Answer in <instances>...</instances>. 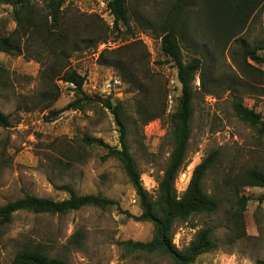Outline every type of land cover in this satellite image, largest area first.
Returning <instances> with one entry per match:
<instances>
[{
  "label": "rangeland",
  "instance_id": "1",
  "mask_svg": "<svg viewBox=\"0 0 264 264\" xmlns=\"http://www.w3.org/2000/svg\"><path fill=\"white\" fill-rule=\"evenodd\" d=\"M175 1L127 0L131 27L120 24L117 28L106 0H69V14H84L77 24L68 23L73 28L72 36L77 35V40L91 38L92 43L100 36L104 39L98 48L86 45L84 50L70 51L63 59V66L85 76L84 89L91 100L83 109L64 110L52 120L51 110H63L77 98L74 85L60 79L61 74L56 80L58 100L49 109H41L45 104L40 99L42 92L49 90L43 71L55 61L54 57L37 45L26 55L0 51V108L11 117L10 126H0V205L26 193L62 200L68 194L57 186L70 184L80 194H102L120 201L122 209L141 214L138 196L120 160L105 158L104 149L85 144L83 138L98 137L120 146L115 116L104 101L120 104L143 184L156 195L174 147L168 114L175 112L182 86L177 67L160 50L155 28ZM192 1L197 11L199 0ZM33 2L43 10V0ZM13 14L14 6L0 1V36L16 28ZM190 31L182 44L184 59L198 56L203 66L194 82L192 136L181 172L185 174L177 180L176 188L182 195L194 168L217 151L218 161L206 175L205 188L219 199L220 210L178 222L173 243L184 249L201 228L211 226L217 245L193 264H256L264 259V186H243L240 176L248 169L264 170V132L236 114L234 100L243 99L264 118V81L240 67L242 48L264 43V4L246 30L228 45L201 17L191 20ZM137 40L147 47L151 70L145 82L152 102L144 104L123 71L100 62L103 49ZM144 53L141 45L129 53L134 61L132 70L139 78L147 73ZM260 53L264 55V50ZM248 62L264 70V64L257 65L251 59ZM164 89L169 93L167 114L146 123L162 100ZM242 196L248 198L243 208L245 234L236 238L230 224ZM153 236V223L130 218L116 207L89 206L67 214L24 210L17 212L9 225L0 226V264H13L24 247L36 243L71 264H173L159 251H139L122 243L147 242Z\"/></svg>",
  "mask_w": 264,
  "mask_h": 264
},
{
  "label": "trees",
  "instance_id": "2",
  "mask_svg": "<svg viewBox=\"0 0 264 264\" xmlns=\"http://www.w3.org/2000/svg\"><path fill=\"white\" fill-rule=\"evenodd\" d=\"M14 6V17L17 21L16 28L6 36H0V51L10 55H26L35 45L47 51L54 62L43 71V79L49 90L42 92L41 101L45 104L42 110L49 109L60 96V90L56 80L60 79L74 85L77 98L60 111L51 110V120L64 110L83 109L87 101L91 100L85 92V76L77 70H70L61 63L69 56L70 51L84 50L86 47L98 48L103 41L100 36L91 42V38L76 39L72 36V30L68 23H78L83 13H68L67 3L69 0H43L44 7L40 11L34 0H0ZM108 9L114 16V25L120 24L130 28V13L127 0H106ZM200 8L194 11L192 0H176L166 8L155 32L160 39V50L162 54L172 61L178 69V79L181 83V94L177 98L175 112L168 114L171 133L174 140L173 151L164 174L158 182L156 195L152 194L144 186L142 181V170L131 151L128 141L129 126L125 120L124 112L120 104H113L109 100L104 105L111 109L120 133V146H112L102 138L86 136L83 142L93 147H99L106 151L105 158L119 159L124 171L129 178L139 199L142 212L140 215L132 214L129 210L121 207L120 201L104 196L102 194L88 193L80 194L70 184L57 186L68 196L62 200L42 197L26 193L23 197L0 205V226L9 225L14 215L19 211H31L34 213L67 214L80 210L84 207L94 206L102 209L118 208L128 217L137 221H148L154 225V236L152 240L124 241L130 248L145 252H161L169 256L173 264H193L197 258L211 251L217 245L214 228L211 226L201 228L190 245L179 249L173 243L174 227L180 221H187L196 214H213L220 210V201L205 188V178L210 170L216 166L219 154L213 151L207 158L199 163L193 170L190 182L182 195L178 194L176 183L185 165L190 140L192 136V120L195 113L194 82L198 71L203 66L202 58L195 56L191 60L184 59L182 44L187 42L190 34V25L193 18L201 17L209 28L218 35L224 45H228L243 33L252 18L264 4V0H199ZM151 29H153L151 27ZM76 39V40H75ZM72 43V44H71ZM92 43V44H91ZM87 45V46H86ZM141 45L144 52L145 76L139 78L132 70V57L129 53L134 47ZM86 46V47H85ZM264 43L242 48L243 63L240 64L243 72H250L253 77L264 81V70L248 62L251 59L255 64H264ZM42 54V53H39ZM108 56L105 58V56ZM148 50L143 41H134L117 48H105L100 52V62L123 71L136 86L135 91L141 95L143 104L152 102L149 100V92L146 88V80L151 73L148 67ZM2 69L0 68V72ZM150 71V72H149ZM151 75V74H150ZM131 76V77H130ZM168 91L161 92L162 100L156 104L154 113L145 122L148 123L159 117H164L168 111ZM234 110L244 121L257 126L260 132H264V118L261 112L249 107L243 99L234 100ZM11 125V117L0 108V126ZM240 180L243 186H264V170L252 168L246 170ZM248 198L242 196L233 213L231 229L236 238L245 234L243 208ZM45 246L36 243L27 245L15 257L13 264H71L63 258L52 256L47 252ZM256 264H264V259L257 260Z\"/></svg>",
  "mask_w": 264,
  "mask_h": 264
},
{
  "label": "built area",
  "instance_id": "3",
  "mask_svg": "<svg viewBox=\"0 0 264 264\" xmlns=\"http://www.w3.org/2000/svg\"><path fill=\"white\" fill-rule=\"evenodd\" d=\"M184 174H185V173H181V174H180V178H181V179H183V177H182V176H183Z\"/></svg>",
  "mask_w": 264,
  "mask_h": 264
}]
</instances>
